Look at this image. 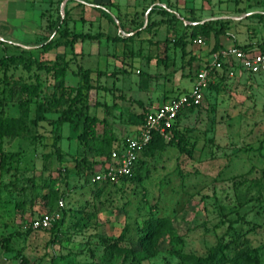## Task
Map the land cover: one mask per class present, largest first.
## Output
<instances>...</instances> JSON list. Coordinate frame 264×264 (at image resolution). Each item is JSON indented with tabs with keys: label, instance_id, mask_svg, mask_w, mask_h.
I'll list each match as a JSON object with an SVG mask.
<instances>
[{
	"label": "rangeland",
	"instance_id": "rangeland-1",
	"mask_svg": "<svg viewBox=\"0 0 264 264\" xmlns=\"http://www.w3.org/2000/svg\"><path fill=\"white\" fill-rule=\"evenodd\" d=\"M255 2L264 12V0H212L210 12L197 13L221 19L228 17L225 12ZM253 20L254 16L243 20L247 35L264 43V15ZM228 22L231 32L234 27ZM107 26L106 33L118 35V27L111 22ZM181 27L176 19L172 25L150 26L149 32L135 37L129 34L123 43L100 38L66 51L0 49V57H20L6 66L0 82L4 116L20 115L18 101L26 97L20 84L39 85L38 98L28 97L27 130L2 140L6 166L0 170V247L7 241L11 252L0 248L1 263L21 264L23 257L27 264H182L181 255L204 257L218 242L235 240V247L225 252L227 259L237 251H251L264 264V75H248L234 65L217 71L200 106L180 117L176 126L180 145L139 157L134 180L115 184L93 183L85 171L76 172L80 159L97 163L104 159L97 141L83 145L76 139L81 118L72 117L76 131L67 123L58 129L59 159L52 146L53 127L28 123L34 117L35 99L51 118L68 105L67 101L54 107L45 104L60 77L33 63L51 67L58 56L65 61V87L77 88L82 71L89 72L90 88L82 90L75 104L82 105L83 115L97 120L96 134H105L111 146L133 137L142 119L139 115L152 110L165 95L187 92L212 50L213 39L200 36L202 44L192 39L181 56L174 46L185 34ZM42 216L55 217L54 236L27 229L30 221ZM149 218L168 219L171 230L150 257L138 261L134 241Z\"/></svg>",
	"mask_w": 264,
	"mask_h": 264
},
{
	"label": "trees",
	"instance_id": "trees-1",
	"mask_svg": "<svg viewBox=\"0 0 264 264\" xmlns=\"http://www.w3.org/2000/svg\"><path fill=\"white\" fill-rule=\"evenodd\" d=\"M164 11L161 10L160 15L168 16ZM143 13H141L142 16ZM151 14V11L147 13L146 16V24L144 27L143 22L140 21L138 23L134 22V28L130 31H123L120 26V20L118 16L114 17V21H110L113 23L116 27L120 29V33L114 37H107V40H109L112 43H123L128 38H125L127 35L125 34H131L132 37L137 36L140 32L146 31L149 29L150 26L153 25H159L162 23H172L174 20H176L174 17L167 18L165 21H157V22H150L149 23V16ZM66 12L64 11L62 16L57 15L56 21L49 22L47 25V28L52 30V35L47 36L43 43L37 48L39 52H48L52 49L57 48H69V50H72L73 45L77 41H93L97 40L96 36H91L88 34H80V33H74L72 31H69L67 28V19H66ZM172 25V24H171ZM173 28V27H172ZM226 26L224 22L216 19L212 21H204L202 23H192L191 25H187L183 27V31L185 34H183L180 38H178L174 46L178 47V49L181 52V56L186 54L185 47L188 42H190L193 38L196 36L201 37H209L211 35L214 44L212 47L211 52H215L219 48V44L217 42V39L221 35H225ZM124 34L123 36L120 34ZM131 37V38H132ZM129 38V39H131ZM4 46H11L13 45H7L6 43H0V49L4 48ZM248 46V45H247ZM264 45L258 46V48L262 49ZM240 47V46H236ZM243 47V46H242ZM245 47V46H244ZM18 49L19 51H24L25 49H21L19 47H14ZM20 57L16 56H1L0 57V82L3 81L4 73L6 71V66L8 64H13L16 59H19ZM36 65L37 69H46L51 70V74H53L54 77H60L58 79L56 86L54 87V90L52 92L51 98L45 102L48 106L54 107L55 105L59 106L63 104L65 101L68 102V105L66 109H63L59 115H57L55 118L48 117L46 115V110L42 107V105L38 104V101L35 99L34 103L36 104L35 110H34V117L32 119H28V123L31 126H37L39 123H45L48 126L53 127V141L52 146L55 148V154L56 158H60V154L58 153V149L56 146V142L59 140V135L57 134L58 129L62 124H71L72 130L76 131L77 123L73 121L72 117L75 116L78 119H82V130L80 133L76 134V139H78L83 145L85 144H93L97 143L99 146V156H103L104 158L109 157V153L112 150L113 146H111V143L107 139L105 134L97 135L95 132V125L98 123L97 120L88 115H83L81 108L82 105L79 107H76V102H79V97L81 95V92L83 89L87 90L89 87L88 85V74L89 72L84 69L81 73V84L77 88L73 89L71 87H65L63 84V76L65 72V61H63V57H55L52 63L50 64L51 67H43L44 64L39 62H33ZM27 68V66H26ZM224 68V67H223ZM196 74V73H195ZM216 74L214 72L212 74V77ZM195 77V75H194ZM19 91L23 96H26L24 99H19L18 101V108L20 110V115L16 118L13 117H6L3 115V112L0 111V170L5 168V162L3 159V155L1 152V145L3 138H17L19 137L23 132L27 130L25 119H27V105L29 103L28 97H34L38 98V91H39V85L38 83L33 84H25L22 83L19 85ZM73 95V96H72ZM178 95H175L176 97ZM172 97V98H174ZM166 97H164V101ZM170 99V98H169ZM168 100V99H167ZM74 104V105H73ZM97 104V103H96ZM98 106V105H97ZM103 106V105H102ZM199 107V106H198ZM197 107H192L185 109L178 113L176 116L174 123L170 129L171 133V141L169 143H164L163 140L157 135L156 133L152 134V139L148 143V145L140 152L139 157L142 158H149L152 157L156 152L163 151L166 146L168 145H174L179 146L182 142V137L178 133L176 126L179 122L180 117L183 114H187L192 112ZM148 112V111H147ZM143 114L139 115L140 118L143 119ZM142 119L140 120L138 126L141 124ZM99 136V137H98ZM109 138V137H108ZM126 142V141H125ZM123 142L122 144H125ZM111 146V147H110ZM138 157V159H139ZM138 159L135 163L134 170L137 168L138 165ZM100 163V162H99ZM96 161H86L84 159H80L75 163V170L78 173H81L85 171L90 178H92V175L94 174V171L96 167L99 165ZM133 170V173H134ZM133 173L123 178L122 180H134ZM55 228L56 223L52 224V227L46 231L52 234V236L55 235ZM171 230V225L168 219L166 218H149L146 221H144L139 229V237L134 241V258L138 261L145 260L148 257L152 255V250L157 246L159 240L166 234L169 233ZM123 238V234L118 236V240ZM236 245L235 240H231L228 243H221L218 242L216 246L212 249H210L206 256L204 257H195L191 255H181L180 260L182 261V264H259L256 254L252 253L251 251H237L231 258L227 259L225 256V252L228 249H233ZM112 247L115 248L116 244L113 243ZM4 252L8 253L11 252V249L7 246V241H4L3 244L0 247ZM21 264H27V261L21 257L20 258Z\"/></svg>",
	"mask_w": 264,
	"mask_h": 264
},
{
	"label": "crops",
	"instance_id": "crops-1",
	"mask_svg": "<svg viewBox=\"0 0 264 264\" xmlns=\"http://www.w3.org/2000/svg\"><path fill=\"white\" fill-rule=\"evenodd\" d=\"M211 1L212 0H0V23H2L0 25V37L13 43L7 45H13L14 47L25 50L37 49L47 36L53 34L52 30L47 28L48 23L56 21L57 15L62 16L64 11L66 12L67 28L69 31L96 36L97 39L114 37L106 33V31H108L107 24H109L110 21H114L115 16L119 17L122 30L130 31L134 28L133 23L140 22V19L143 22L142 27H144L147 22V13L151 11L149 23L159 20L165 21L172 16L181 22L182 29L184 26L191 25L192 23H202L204 21L216 19L224 22L226 26L225 35L218 37V49L229 46L249 45L258 47L264 45V43L257 42L256 40L259 39H255L254 36L247 35V28H245L247 26L245 24L246 21H243L252 16H254L255 20L257 16L264 15V12L256 6L258 2H255L254 5H249L246 9H238L237 12H225L228 17H225L222 14L223 12H221L220 15H223L221 19L214 18L212 14L208 16L206 14L197 13L198 10L210 12L212 8ZM198 2H200V7L195 8ZM217 2H220V0H217ZM161 10L168 16L160 15L159 13H161ZM141 13H143L142 16ZM104 21L106 25H102ZM228 21H231L234 27L231 32L228 30L230 27ZM171 24H173V22ZM240 28H243V31H240ZM118 33H120L119 28ZM120 35L123 36L124 34L121 33ZM197 38L200 39V36H196L193 40ZM210 40H212V37ZM94 41L96 40L89 42L93 43ZM226 42L228 46L225 45ZM80 43L82 42L77 41L73 45L72 50ZM61 49L64 51L69 50V48ZM74 53L76 52L74 51ZM77 53H80V51L77 50ZM210 53L211 51L208 53L203 64L208 61ZM224 68L228 69V67ZM166 96L167 95H165V97ZM167 99L169 98H166V100ZM163 102L164 100L152 106L153 109Z\"/></svg>",
	"mask_w": 264,
	"mask_h": 264
},
{
	"label": "built area",
	"instance_id": "built-area-1",
	"mask_svg": "<svg viewBox=\"0 0 264 264\" xmlns=\"http://www.w3.org/2000/svg\"><path fill=\"white\" fill-rule=\"evenodd\" d=\"M193 43L201 45L202 41L197 38ZM231 65L237 66L248 75H264V47L260 49L249 45L229 46L211 52L208 61L195 74L190 89L146 112L134 136L127 139L125 144L113 146L109 157L102 159L92 175V182L115 184L130 176L140 152L151 141L152 134L156 133L164 143H169L170 129L178 113L200 106L206 85L212 80V74ZM58 206L62 207L61 200ZM54 218L53 216L36 218L28 223L27 229L33 232L46 231L52 227Z\"/></svg>",
	"mask_w": 264,
	"mask_h": 264
},
{
	"label": "water",
	"instance_id": "water-1",
	"mask_svg": "<svg viewBox=\"0 0 264 264\" xmlns=\"http://www.w3.org/2000/svg\"><path fill=\"white\" fill-rule=\"evenodd\" d=\"M1 24H2V23H0V25H1ZM0 43L13 44V43L10 42L9 40L4 39V38H2V37H0ZM0 264H3V263L0 262Z\"/></svg>",
	"mask_w": 264,
	"mask_h": 264
}]
</instances>
